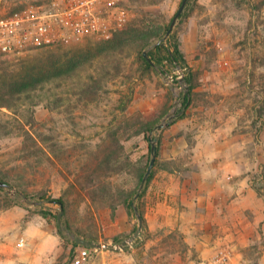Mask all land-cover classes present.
Masks as SVG:
<instances>
[{
    "label": "rangeland",
    "instance_id": "rangeland-1",
    "mask_svg": "<svg viewBox=\"0 0 264 264\" xmlns=\"http://www.w3.org/2000/svg\"><path fill=\"white\" fill-rule=\"evenodd\" d=\"M30 1L0 0V15ZM182 2L130 0L123 20L121 16L111 19L109 36H88L22 57L0 52V65L19 70L24 62L49 53L73 55L109 44L130 29L144 32L164 27L172 23ZM183 13L169 35L177 38L187 66L143 76L136 61L139 47L128 43L116 51L114 60L103 55L90 59L64 87L71 86V90L62 105L42 103L28 112L27 103L0 110L2 123L11 121L0 129V179L12 184L6 192L0 191V264H5V212L11 209L40 216L60 236L63 251L52 264H74L77 251L86 247L74 248L75 238L115 239L105 237L100 213L111 210L110 219L115 221L118 208L124 206L118 203L121 191L136 189L139 170L149 156L150 142L144 132L148 123L157 127L153 142L160 141L153 180L160 172L196 174L200 187L189 199L197 202L200 198L199 205L187 207L180 200L177 204L183 215L167 225H158L156 219L151 222L146 196L152 180L140 202L146 218L142 227L136 214L124 206L135 223L121 237L140 232L142 239L135 249L102 251L88 264H185L209 256L220 246H230L239 264H264V0H189ZM145 52L148 56V49ZM100 71L105 77L98 95L74 94L78 82L84 84ZM189 75L191 84L184 81ZM189 88L192 94L185 108L183 94ZM130 98L122 110L120 103ZM160 125L164 127L159 129ZM176 142L182 148L177 155L171 152ZM230 184L239 187L234 190ZM240 188L246 193L245 201L238 200L218 218L221 210L215 207H223L219 206L222 199L237 196ZM18 190L64 199L63 226L70 229L65 232L67 238L59 234L54 217L41 215L40 205L13 202L11 197ZM208 201L211 208L206 206ZM42 205L61 208L49 202ZM112 205H118L115 214ZM18 237L17 246L26 249L27 239Z\"/></svg>",
    "mask_w": 264,
    "mask_h": 264
},
{
    "label": "trees",
    "instance_id": "trees-1",
    "mask_svg": "<svg viewBox=\"0 0 264 264\" xmlns=\"http://www.w3.org/2000/svg\"><path fill=\"white\" fill-rule=\"evenodd\" d=\"M184 15V13L182 14ZM173 20V19H172ZM171 20V22H172ZM170 24H166L164 27H157L150 30H146L142 32L138 29H130L123 33L120 37H117L115 41L110 42L109 44H105L102 47H89L87 50H83L82 52H73L72 54H64V56H56L58 54L49 53L40 57H37L34 60H29L23 63L21 69L17 70L13 66L1 62L0 65V110L8 109L12 110L16 106L26 105L29 103L30 105L27 108H24L26 111L31 112L33 107H37L42 103H46L48 106H52V104H56L57 106L62 105L63 100L65 99V95L71 90L70 88H64L67 86L68 81L74 78V76L78 75L79 71L83 69L87 63L93 61L95 58L101 57L102 55L113 60L115 59V53L120 47L125 46L128 43H136L137 56L136 61L139 65L138 70L143 74V76H150L152 72H161L167 73L175 67H184L187 66V60L185 58L184 52L180 48V44L177 38L174 35H169L168 31L170 28ZM168 36L167 44L165 38ZM109 48V49H107ZM145 49H148V56H145ZM104 53L99 55L98 53ZM97 53V54H96ZM63 55V54H61ZM109 66V65H104ZM107 74H110L107 71ZM105 73L100 71V75L96 76L91 75L89 81H86L84 84L78 82V91H75V95H80L83 97L84 95L95 94L98 95L101 90H103V81ZM187 84H191L193 81V77L189 75V77L184 80ZM192 87V86H190ZM57 88H62L61 92H56ZM192 94V89L189 88L183 94V105L185 108L189 105L190 97ZM54 99V101H53ZM53 101V102H52ZM131 102L128 100L126 103L121 102L120 105L122 110L127 107V103ZM32 107V108H31ZM184 114L179 112L178 118H182ZM19 120V119H18ZM4 120L0 118V129L7 128L11 121H7L2 123ZM22 124V129L28 132L23 126V122L20 120ZM156 125L149 124L145 127L146 131L145 136L149 144V156L147 164L144 168H140L138 173V185L135 190L132 191H124L122 190L120 193L119 204H123L131 213H135L136 216L141 217L143 223L145 224L146 218L143 214L140 202L143 197L146 195V190L149 184L152 182L155 171L149 175L147 182L145 184L144 189L138 198H136L138 190L141 186L147 168L149 167L150 161L153 157L152 152V144L156 139L153 137V133L156 130ZM13 128H10L11 130ZM29 133V132H28ZM3 138V135L0 134V139ZM160 154V141L157 143V156ZM158 163V160H157ZM156 163V164H157ZM5 182L9 184V187L12 184L7 181L0 179V183ZM7 188L0 186L1 192H6ZM257 192L260 194L258 188H256ZM13 202H19L20 200H26L29 203H34L40 205L42 210L40 211L41 215L50 219L54 217L57 221V216L59 213V209L55 207H43V203H51L54 205H63L65 207L66 203L62 198H46L44 194H39L38 196H30L26 191L18 190L15 198H12ZM138 201V202H137ZM113 214L116 213L118 205H112ZM58 224V222H57ZM70 230L67 226L63 230H61L58 226V232L63 238H67L65 232ZM139 231V230H138ZM137 231V232H138ZM131 236V235H129ZM127 237H116L115 242H123ZM78 238H75L72 241L73 247L79 246L77 241ZM86 239L89 243L83 246L91 247L94 243L92 240Z\"/></svg>",
    "mask_w": 264,
    "mask_h": 264
},
{
    "label": "built area",
    "instance_id": "built-area-1",
    "mask_svg": "<svg viewBox=\"0 0 264 264\" xmlns=\"http://www.w3.org/2000/svg\"><path fill=\"white\" fill-rule=\"evenodd\" d=\"M130 0H33L0 15V52L24 56L31 52L69 45L88 36H109L111 19L122 21ZM142 239L133 234L123 242L101 241L83 247L74 256V264H88L102 251L122 252L135 249ZM21 246L25 239H21ZM230 246L217 247L209 256L185 264H239Z\"/></svg>",
    "mask_w": 264,
    "mask_h": 264
},
{
    "label": "crops",
    "instance_id": "crops-1",
    "mask_svg": "<svg viewBox=\"0 0 264 264\" xmlns=\"http://www.w3.org/2000/svg\"><path fill=\"white\" fill-rule=\"evenodd\" d=\"M179 146V142H176L171 147V152L179 153L182 151ZM178 172V171H177ZM169 172H160L157 174L152 184L150 185L147 193V217L151 216V222L157 220L159 225H167L174 221L173 217L183 215L184 210H180L178 201L181 200L183 205L187 207H193L194 204L199 205V200L190 201L189 194H193L197 187H200L199 177L196 174H189L187 177ZM206 176H202L204 178ZM196 183V185H194ZM204 186V184H202ZM234 190H237L239 186L230 184ZM243 188H240L237 196H228L220 204H224L223 207H215L218 210L219 217L224 215V209L232 208L241 200V203L245 201V194L241 192ZM165 194H161V193ZM237 197V198H231ZM206 201V198L203 196ZM157 200V201H156ZM169 201H172L169 203ZM175 202V203H174ZM240 203V202H239ZM258 203V202H257ZM211 201H208L207 208L210 207ZM246 205V204H245ZM255 203L252 204L254 209ZM197 207V206H194ZM248 208V206L246 205ZM111 210L106 209L101 211L100 217L104 227L105 237L114 238L124 234H128L133 229L135 221H131L129 214L124 206H120L117 210L116 220L110 219ZM103 216V217H102ZM262 218V217H261ZM150 222V220H148ZM161 222V223H160ZM220 222V219L217 221ZM153 229V227H151ZM100 238L102 232H99ZM18 235L25 236L27 239V247L24 250H20L17 246ZM94 238V237H93ZM103 239H100L102 241ZM110 241L115 239H109ZM95 243L100 241L92 240ZM63 251V242L60 236L55 230L45 223V220L40 216L29 217L25 211L21 210H8L5 212V264H52L58 258V255Z\"/></svg>",
    "mask_w": 264,
    "mask_h": 264
},
{
    "label": "water",
    "instance_id": "water-1",
    "mask_svg": "<svg viewBox=\"0 0 264 264\" xmlns=\"http://www.w3.org/2000/svg\"><path fill=\"white\" fill-rule=\"evenodd\" d=\"M188 2H189V0H183L180 8L178 9L176 15L174 16V18L172 20V23H171L169 31H168L169 34L173 31L174 26L176 25L178 19L181 17L182 13L184 12ZM145 56H147L146 52H145ZM167 125H168V123L166 125H164V126H167ZM164 126L160 125L159 129H162ZM152 152H153V157L151 159V162H150V165L148 167V170H147V172H146V174H145V176L143 178V181H142V184H141V188H140L136 198L139 197V195H140V193H141V191H142V189H143V187H144L149 175L151 174V172H152V170H153V168L155 166V163H156V160H157V145H156L155 142H153V144H152ZM0 186L4 187V188H8L9 184H7L5 182H1ZM64 212H65L64 206L61 205V208L59 209V213H58V216H57L58 226H59V228L61 230L64 229V226H63ZM139 221L141 223L140 226L142 227V218L141 217H139ZM77 241H78L79 245H86V244L89 243L86 239H83V238H78ZM92 245H98V244H92Z\"/></svg>",
    "mask_w": 264,
    "mask_h": 264
}]
</instances>
